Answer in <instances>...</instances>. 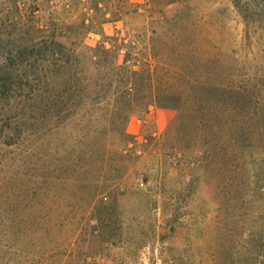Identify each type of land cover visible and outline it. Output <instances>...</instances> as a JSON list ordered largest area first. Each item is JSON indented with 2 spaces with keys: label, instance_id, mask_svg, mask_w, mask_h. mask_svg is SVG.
Instances as JSON below:
<instances>
[{
  "label": "rangeland",
  "instance_id": "obj_1",
  "mask_svg": "<svg viewBox=\"0 0 264 264\" xmlns=\"http://www.w3.org/2000/svg\"><path fill=\"white\" fill-rule=\"evenodd\" d=\"M0 0V264H264V0Z\"/></svg>",
  "mask_w": 264,
  "mask_h": 264
},
{
  "label": "trees",
  "instance_id": "obj_2",
  "mask_svg": "<svg viewBox=\"0 0 264 264\" xmlns=\"http://www.w3.org/2000/svg\"><path fill=\"white\" fill-rule=\"evenodd\" d=\"M242 0H236V5L242 9ZM12 75H6L2 70H0V86L1 92L5 95L10 94L12 91L18 89V85L15 84Z\"/></svg>",
  "mask_w": 264,
  "mask_h": 264
}]
</instances>
